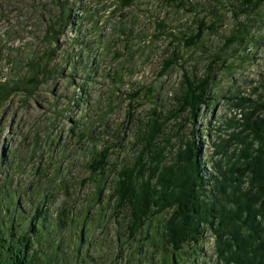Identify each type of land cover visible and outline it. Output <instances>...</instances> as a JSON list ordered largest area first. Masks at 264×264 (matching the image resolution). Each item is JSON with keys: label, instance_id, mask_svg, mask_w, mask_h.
Returning <instances> with one entry per match:
<instances>
[{"label": "rangeland", "instance_id": "obj_1", "mask_svg": "<svg viewBox=\"0 0 264 264\" xmlns=\"http://www.w3.org/2000/svg\"><path fill=\"white\" fill-rule=\"evenodd\" d=\"M179 1L124 5L123 0H67L62 14L61 0H0V80L25 76L26 62L40 54L50 57L54 70L30 95L14 92L0 107L2 247L7 239L15 241L28 223L38 226L33 219L38 206L47 210L48 224L36 237L30 234L37 264H77L78 236L83 241L80 257L87 252L96 259L92 264H111L109 247H114L116 231L123 229L108 217L111 187L118 170L133 161L140 135L152 129L156 116L162 124L154 141L174 170L184 166L180 153L192 140L210 185V175H215L211 163L219 162L229 177L243 181L230 172L238 156L240 161L243 155L256 160L259 150L264 161V139L243 130L248 120L263 118L254 107L264 99V0H251L258 1L253 10L251 4L241 5L244 0H223V5L183 0L185 6ZM62 15L66 22L60 29ZM200 18L207 24L215 20V29L197 48L186 47L179 38L194 32ZM50 25L61 30L57 41L46 37ZM239 26L248 28L247 39H257L259 45L229 47L223 55L232 66L227 72L218 62L211 63L212 54L227 36L239 33ZM242 52L250 61L240 63ZM168 60L174 64L160 76ZM209 66L217 69L209 91L215 99L203 105L199 116L193 118L186 107L170 118L181 88L187 81L199 82ZM112 144L107 156L111 170H106L101 202L95 203L98 174L88 163L95 152ZM86 206L89 212L100 210L103 219H87L84 236L74 228L75 221L59 225L62 208H70L69 216L77 219L80 207ZM165 217L148 220L149 231L161 227ZM201 249L198 262L215 264L208 231Z\"/></svg>", "mask_w": 264, "mask_h": 264}, {"label": "trees", "instance_id": "obj_2", "mask_svg": "<svg viewBox=\"0 0 264 264\" xmlns=\"http://www.w3.org/2000/svg\"><path fill=\"white\" fill-rule=\"evenodd\" d=\"M66 1L61 0L60 3L62 14L65 13ZM133 1L135 0H123V4L129 5ZM215 1L223 5V0ZM247 3L252 5V10L258 5V1L251 0H244L241 5L247 7ZM179 4L185 6L183 0ZM65 22L66 18L62 15L58 27L62 29ZM215 24V20L207 24L204 18H200L194 32L180 36L179 39L186 47L197 48L203 36L214 31ZM240 28L241 26L237 28L239 33L227 36L222 47L212 54L211 63L218 62V67L225 68L227 72L232 66L225 64L223 55L229 47H241L245 50L248 44L253 48L259 45V40L247 39L248 28ZM60 33L61 30H55L50 25L46 37L50 38L48 41L54 42ZM249 57L242 52L239 56L240 63L250 61ZM49 62L50 57L37 55L26 62L25 76L0 80V107L4 106L14 92L30 95L54 73ZM173 64V60H168L161 67L160 76L165 75ZM211 66L199 82L190 80L181 88L178 108L169 112L170 118L186 107H189L193 118L199 116L203 105L215 99L210 96L209 91L217 69ZM261 99L254 107V112L262 114L263 118L248 120L243 130L253 131L255 136L264 139L259 132L264 134V99ZM158 118L156 116L154 119L155 123L150 131H144L140 135L141 146L136 156L118 170L114 187H111L107 202L110 213L108 217H114L117 225L123 228L122 232L117 230L115 233L114 247H109L113 255L111 264H200L198 259L202 250L201 242L206 231L213 239L215 264H264V161L259 156L261 151L258 150L256 160L250 161L249 155H243L242 161L238 156L236 162L232 163L235 168L232 167L230 172L232 175L234 172L241 175L243 181L229 177L219 162L211 163L215 175H210V185L208 178H204L200 151L196 149L193 140L185 142L180 153L185 161L184 166L180 170L172 169L170 164L167 167L163 150L154 141V136L161 131L162 120ZM86 135L87 133L82 134V138ZM112 147L113 144L106 145L95 152L88 163V168L98 174L96 189L92 195L95 203L101 202L100 194L106 170H111L107 156ZM242 182L247 184L246 188L241 186ZM208 185L211 188H207ZM111 201L113 204L110 206ZM71 212L70 208L60 210L57 217L59 225H73L75 221L74 228L83 236L87 219L92 220L95 216L97 220L103 219L100 210L89 212L88 206L80 207L78 213L82 215H78L77 219L69 216ZM160 214L166 215L161 227L149 231L148 220ZM33 219L38 220V226L30 222L15 241L8 243L7 239L4 241L7 242L5 247L0 244V264H37V252L32 249L30 234L36 237L42 230L46 231L47 210L42 211L35 206ZM122 241L128 245L123 247ZM130 242H136V246L132 248ZM82 243L78 236L74 250L79 256L77 264L94 263L96 259L90 253L88 255L86 252L80 257ZM189 248L193 252L190 253Z\"/></svg>", "mask_w": 264, "mask_h": 264}]
</instances>
